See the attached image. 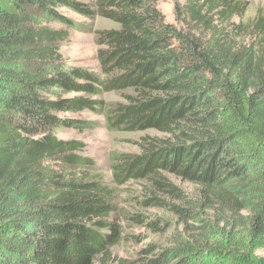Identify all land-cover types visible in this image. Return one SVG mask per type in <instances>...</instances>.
<instances>
[{
    "label": "trees",
    "instance_id": "1",
    "mask_svg": "<svg viewBox=\"0 0 264 264\" xmlns=\"http://www.w3.org/2000/svg\"><path fill=\"white\" fill-rule=\"evenodd\" d=\"M235 6L185 0L178 26L158 0H0V264H106L122 241L117 190L83 143L55 133L92 129L73 118L84 113L164 136L112 167L115 185L150 182L143 204L190 228L172 248L144 250L142 264H264V55L220 28ZM69 13L113 24L97 33L98 73L61 53L81 27ZM110 93L127 103L108 106ZM165 175L199 186L200 199ZM219 204L231 215L209 219Z\"/></svg>",
    "mask_w": 264,
    "mask_h": 264
},
{
    "label": "rangeland",
    "instance_id": "2",
    "mask_svg": "<svg viewBox=\"0 0 264 264\" xmlns=\"http://www.w3.org/2000/svg\"><path fill=\"white\" fill-rule=\"evenodd\" d=\"M185 0H158V8L165 15L167 22L177 24L175 8L178 4H184ZM235 14L221 29L229 33L230 40L237 47L252 50L253 54L264 55V0H234ZM70 17L80 23L79 30L71 33L69 41L61 47V53L71 64L84 67L91 71L99 72L97 62V33L113 28V24L107 20L96 18L84 19L78 15L69 13ZM108 106L126 104L124 94L110 93L104 96ZM73 118L90 121L96 125L84 132L58 128L55 130L57 138L64 141L75 140L84 144L83 156L91 158L96 164L97 173L106 182L117 190V213L115 220L123 228L122 241L110 249L111 257L106 264H142L143 251L150 248L160 253L164 249L172 248L179 237H187L190 228L182 222L170 210L162 208H147L143 201L151 197L153 188L148 181L130 180L124 185L114 184L112 167L116 158L121 155L137 156L142 153L144 139L148 137L164 136L155 132H120L111 130L102 116L92 113H84ZM165 177L176 185L185 194L194 200H199L201 190L199 186L192 185L171 175ZM161 199H168L171 203L179 204L161 195ZM212 201V205H215ZM228 205V202L226 201ZM238 210V209H237ZM240 215H248L247 210H238ZM207 217L212 220H221L229 217L231 212L222 205L213 206L207 211ZM136 216H140L143 222H139ZM150 222H159L161 230L149 226ZM154 253V252H153ZM264 256V249L259 252Z\"/></svg>",
    "mask_w": 264,
    "mask_h": 264
}]
</instances>
